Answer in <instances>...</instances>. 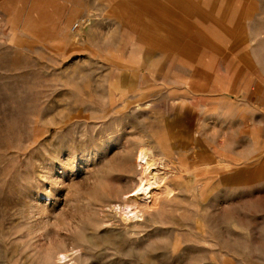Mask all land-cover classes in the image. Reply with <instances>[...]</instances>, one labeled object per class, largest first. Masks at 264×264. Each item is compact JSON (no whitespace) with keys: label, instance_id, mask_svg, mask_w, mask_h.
<instances>
[{"label":"rangeland","instance_id":"1","mask_svg":"<svg viewBox=\"0 0 264 264\" xmlns=\"http://www.w3.org/2000/svg\"><path fill=\"white\" fill-rule=\"evenodd\" d=\"M52 2L0 0V264H264V0Z\"/></svg>","mask_w":264,"mask_h":264},{"label":"crops","instance_id":"2","mask_svg":"<svg viewBox=\"0 0 264 264\" xmlns=\"http://www.w3.org/2000/svg\"><path fill=\"white\" fill-rule=\"evenodd\" d=\"M53 1H54V2H52L53 4L54 3H57V5H60V7L63 6L64 9H65V7H68L69 13L72 12L70 15H73V17L77 14V10H78V8H77V0H57L56 2H55V0H53ZM171 1L173 2L174 0H171ZM175 1H178V0H175ZM44 5H46L45 7H48L47 4H43V6ZM182 6L183 5L181 4L179 7H177L178 9L175 7V10L172 11L174 13V16L175 17H178V12H181L182 11ZM152 7H153V11H152L153 12V16H152V18H156V12H155L156 6L153 5ZM79 11H81V12L82 11L87 12L88 11V8H86V9L85 8L84 9H79ZM102 14L107 15L106 12H104V13L102 12ZM107 16L109 17V15H107ZM134 18H136V17L135 16L128 17V18L127 17H124L123 21L125 22L126 20H129L128 22H130L131 20L133 21ZM123 21H122V24L121 25L123 27H126L125 26V23ZM133 24H134L133 25V27H134L135 26V23H133ZM131 58L132 59H137V60H139L140 58H142V56H140L139 48H138V46L135 47L134 42H133V47L130 50V54L128 55V59H131ZM4 60H5L4 61L5 62L4 64L6 66H8V67H12L13 65H17V63H18L16 60H14L11 57H8L6 59L4 58ZM18 61H19V63L22 66H25L26 67L29 64V57L26 54H22L21 57L18 58Z\"/></svg>","mask_w":264,"mask_h":264},{"label":"bare ground","instance_id":"3","mask_svg":"<svg viewBox=\"0 0 264 264\" xmlns=\"http://www.w3.org/2000/svg\"><path fill=\"white\" fill-rule=\"evenodd\" d=\"M138 160L143 166V170L146 171V175H143L140 177V182L136 189V194L139 195V193H144L145 195H148L150 192H152V189L154 187V178L147 175V170L151 167L153 161L151 159V151L147 147H142L138 153Z\"/></svg>","mask_w":264,"mask_h":264},{"label":"built area","instance_id":"4","mask_svg":"<svg viewBox=\"0 0 264 264\" xmlns=\"http://www.w3.org/2000/svg\"><path fill=\"white\" fill-rule=\"evenodd\" d=\"M87 21H88V20H87L86 18L81 19V20H79V21H76V22L73 24V26H72V31H73V32L78 31V30L81 28L82 25H85V24H86Z\"/></svg>","mask_w":264,"mask_h":264}]
</instances>
